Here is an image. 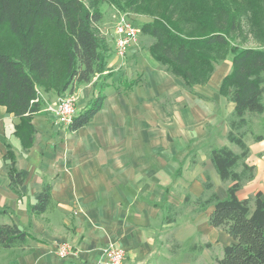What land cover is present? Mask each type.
<instances>
[{
	"label": "crops",
	"instance_id": "1",
	"mask_svg": "<svg viewBox=\"0 0 264 264\" xmlns=\"http://www.w3.org/2000/svg\"><path fill=\"white\" fill-rule=\"evenodd\" d=\"M120 16L135 24L134 15ZM140 34L119 57L112 30L106 70L76 86L77 112L97 91L105 95L86 125L57 126L44 105L32 115L36 133L24 151L14 131L18 118L0 105V224L29 232L21 244L0 247V264H102L108 245L125 250L123 264H216L232 241L209 224L213 204H204L211 192L225 198L231 184L220 179L209 151L227 145L238 152L226 138L235 103L219 88L231 59L188 87L154 59L153 39ZM247 118L245 162L254 175L237 191L241 200L264 197V112ZM8 149L24 174L16 186L8 176ZM45 183L50 203L34 213L30 208ZM64 241L74 253L60 258L57 247ZM219 244V256L209 254Z\"/></svg>",
	"mask_w": 264,
	"mask_h": 264
},
{
	"label": "trees",
	"instance_id": "2",
	"mask_svg": "<svg viewBox=\"0 0 264 264\" xmlns=\"http://www.w3.org/2000/svg\"><path fill=\"white\" fill-rule=\"evenodd\" d=\"M120 12L150 17L138 28L153 40L151 55L188 87L207 81L216 64L228 54L231 69L220 92L235 103L226 138L238 148L213 147L209 159L221 180H229L225 198L211 192L204 204H213L208 222L224 230L232 241L223 247L216 264H264V197L239 199L237 191L252 179L253 166L245 162L249 147L244 138L247 115L264 112V48L232 43L241 34V7L236 0H102ZM101 0H0V105L18 118L15 133L24 151L34 140L33 113L46 103L45 95L73 93L79 84L101 75L111 57L107 38L97 23ZM105 95L97 91L88 106L66 126L76 130L101 109ZM262 138V135L255 137ZM6 159L12 186L24 180L12 150ZM209 179L204 188L209 189ZM45 183L31 206L44 212L50 203ZM29 232L16 223L0 224V247L24 242ZM213 264V263H212Z\"/></svg>",
	"mask_w": 264,
	"mask_h": 264
},
{
	"label": "rangeland",
	"instance_id": "3",
	"mask_svg": "<svg viewBox=\"0 0 264 264\" xmlns=\"http://www.w3.org/2000/svg\"><path fill=\"white\" fill-rule=\"evenodd\" d=\"M237 3H243L241 7V34L233 36L232 43L240 45V46H251V47H262L264 48V0H236ZM100 9L102 12V19L97 23V28L100 33L106 37L107 39L111 37V31L114 32V27L117 22V18L122 13H130L134 15V23L136 25H140L144 21H148L150 19L145 13H131V12H120L113 5L107 3L105 1L100 2ZM134 24V25H135ZM141 35V34H140ZM230 58L231 56L228 54L224 59ZM223 59V60H224ZM222 60V61H223ZM221 61V62H222ZM71 94V93H65ZM59 97L49 94L45 95L46 103L54 102ZM65 127V126H64ZM221 252V244H219L218 248L212 249V256H219ZM213 264L214 261H213Z\"/></svg>",
	"mask_w": 264,
	"mask_h": 264
},
{
	"label": "built area",
	"instance_id": "4",
	"mask_svg": "<svg viewBox=\"0 0 264 264\" xmlns=\"http://www.w3.org/2000/svg\"><path fill=\"white\" fill-rule=\"evenodd\" d=\"M139 28L126 21L123 16H118L114 27V51L119 57H123L129 46L137 40ZM46 110L53 114L54 124L67 126L77 114L76 98L73 93L59 97L56 101L48 103ZM74 253L71 245L64 241L58 244L57 255L65 258ZM102 264H123L125 250L120 246L108 245L103 249Z\"/></svg>",
	"mask_w": 264,
	"mask_h": 264
}]
</instances>
